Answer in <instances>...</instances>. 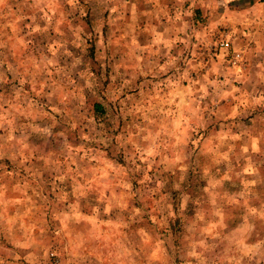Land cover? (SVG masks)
Segmentation results:
<instances>
[{"label":"rangeland","instance_id":"rangeland-1","mask_svg":"<svg viewBox=\"0 0 264 264\" xmlns=\"http://www.w3.org/2000/svg\"><path fill=\"white\" fill-rule=\"evenodd\" d=\"M0 264H264V0H0Z\"/></svg>","mask_w":264,"mask_h":264},{"label":"built area","instance_id":"built-area-1","mask_svg":"<svg viewBox=\"0 0 264 264\" xmlns=\"http://www.w3.org/2000/svg\"><path fill=\"white\" fill-rule=\"evenodd\" d=\"M217 46H218L219 49H223V48H225L227 46V42L220 41V42H218Z\"/></svg>","mask_w":264,"mask_h":264}]
</instances>
